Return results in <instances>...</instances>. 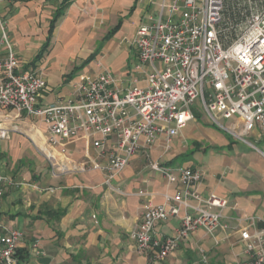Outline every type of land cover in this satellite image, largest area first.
Returning <instances> with one entry per match:
<instances>
[{
  "label": "crops",
  "instance_id": "crops-1",
  "mask_svg": "<svg viewBox=\"0 0 264 264\" xmlns=\"http://www.w3.org/2000/svg\"><path fill=\"white\" fill-rule=\"evenodd\" d=\"M161 1L20 0L1 3L0 15L18 69L46 83L38 98L43 107L65 103L73 84L101 71L115 77L119 92L144 87L148 69L134 68V41L147 13H155ZM0 130L9 132L8 139L0 138V176L11 181L0 186V232L21 234L19 264H238L247 259L238 233L249 225L244 218H255L251 232L264 229V129L249 134L261 154L205 117H195L166 154L159 139L135 155L112 188L104 184L101 171L80 170L96 153L83 140L70 142L60 153V147L48 146L40 118L1 107ZM151 160L201 171L199 192L227 201L221 222L228 229H217L212 236L198 229L162 262L138 252L130 233L146 204H160L164 194L183 191L151 171ZM139 191L147 195L139 196ZM178 227V219L170 217L155 224L154 234L172 237Z\"/></svg>",
  "mask_w": 264,
  "mask_h": 264
},
{
  "label": "built area",
  "instance_id": "built-area-1",
  "mask_svg": "<svg viewBox=\"0 0 264 264\" xmlns=\"http://www.w3.org/2000/svg\"><path fill=\"white\" fill-rule=\"evenodd\" d=\"M18 1L0 0V4ZM230 2L236 5L233 14ZM134 45L138 61L134 68L148 69L144 87L133 85L119 92L115 77L101 71L73 84L65 103L41 107L38 98L46 83L18 69L0 15V107L40 118L48 146L60 147V153L70 142L83 140L96 153L91 164L83 163L80 170L101 171L110 188L129 161L159 139L166 154L198 109L218 130L262 154L249 134L264 129V0H162L138 27ZM0 138L8 139L9 132L0 130ZM147 167L164 177L167 185L176 184L183 191L164 194L160 204H146L130 233L138 252L162 262L196 230L212 236L217 229H228L221 222L227 201L199 192L201 171L157 160ZM3 184L11 181L0 176ZM170 217L179 221L174 236H155V224ZM244 220L249 225L238 233L247 259L238 264H264V229L251 232L255 218ZM20 242L18 231L0 232V264H19ZM201 258L207 262L204 255Z\"/></svg>",
  "mask_w": 264,
  "mask_h": 264
},
{
  "label": "trees",
  "instance_id": "trees-1",
  "mask_svg": "<svg viewBox=\"0 0 264 264\" xmlns=\"http://www.w3.org/2000/svg\"><path fill=\"white\" fill-rule=\"evenodd\" d=\"M236 5L233 2L229 3V9H231L230 13L233 14L234 11H236Z\"/></svg>",
  "mask_w": 264,
  "mask_h": 264
},
{
  "label": "rangeland",
  "instance_id": "rangeland-1",
  "mask_svg": "<svg viewBox=\"0 0 264 264\" xmlns=\"http://www.w3.org/2000/svg\"><path fill=\"white\" fill-rule=\"evenodd\" d=\"M197 105H198V104L196 103V106H197ZM195 116H196V117H204L202 111H200L199 109H198L197 111H195Z\"/></svg>",
  "mask_w": 264,
  "mask_h": 264
}]
</instances>
